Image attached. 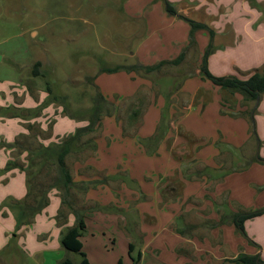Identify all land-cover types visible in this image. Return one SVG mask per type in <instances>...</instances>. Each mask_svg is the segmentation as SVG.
<instances>
[{
    "label": "crops",
    "instance_id": "0c3cea01",
    "mask_svg": "<svg viewBox=\"0 0 264 264\" xmlns=\"http://www.w3.org/2000/svg\"><path fill=\"white\" fill-rule=\"evenodd\" d=\"M168 1L174 5L177 15L166 10L163 0H131L127 3V17L143 20L137 25V30H143L144 33L130 52V58L133 62L131 65L138 72L136 76L144 81L135 89L124 91L126 93L123 96L132 101L137 89L143 86L142 91H150L145 100L151 101L143 111L142 123L134 136L129 135L128 129L104 122L106 127H103V132L93 139L95 151L91 156L95 158L74 164L73 181L81 183L83 188L92 181H105L111 197L118 195L127 202L130 193L137 192V189L143 192L146 199H150L133 207L139 216L143 211L148 223L159 221V228L153 236L149 235L153 229L150 224L137 228L133 224V230L137 229L140 234H144L143 245L139 248V262L153 259L161 264H201L193 259V250L198 253L216 247L218 249L213 250L217 252L215 256L222 261L226 260L227 264H236L233 260L240 253L258 254L264 261V214L245 222L247 237L237 231L234 223L221 221L225 210L236 213L264 207V93L257 104L244 101L242 107L243 96L228 91L227 97L238 102V110L232 111L239 115L233 117L230 100L223 105L222 96L226 95L222 93L227 90L213 85L201 72L205 49L211 40L208 69L213 75L246 79L257 70L264 71V34H256L264 30V0ZM180 15L207 24L214 31V36L211 38L207 30L199 29L191 42L190 23ZM244 30L247 34H243ZM181 55L180 63L165 64L155 69L161 71L168 66L180 67L181 71L187 69L189 73L180 80L164 81L161 78L156 82L144 73L155 71H146L145 66L171 61ZM156 85L158 90L154 88ZM178 93L185 97L188 95L189 102L182 107L171 102L175 97L180 98ZM7 98L0 96V107L15 103L14 96L12 103ZM22 98L21 105L25 109H32L36 105L27 93ZM141 101L143 103L144 100L139 103ZM136 105L129 118L142 112L144 104ZM176 108L179 114L173 119ZM253 108H256L254 113ZM249 114L255 120L256 133L253 137ZM7 118L13 121L11 126L8 125L6 131H0V142L4 143L0 144V264H29L31 257L41 255L43 259H48L50 251L60 250L63 246L62 233L76 224V218L72 213L69 222L58 224L57 214L62 198L55 188L50 189V203L44 209L39 211L37 206L29 202L26 172L29 151L20 145L23 148L22 154L17 155L15 152L21 148L16 144L19 136L28 134L25 123L29 121L21 117L3 116L0 125L7 124ZM86 124L87 121H76L73 117L59 115L52 135L70 136ZM216 126L219 130L213 132ZM218 138L220 141L215 146ZM110 153L116 156L111 157ZM9 164H12L11 169H7ZM89 167L90 170L105 171L106 177L102 178L100 174L88 176L83 170ZM123 190L127 193L117 194ZM84 197L87 201L83 200V204L89 208L87 212L92 207L93 211L105 214V218H112L122 225L129 219L128 216L114 213L113 209H110L112 213L109 214L101 212L96 204L99 202L97 199L89 194ZM195 200L205 201L212 206L216 217L208 221H213L211 227L217 230L211 235L214 239L222 237V242L212 245L209 237L197 239L196 235L185 233L181 216L195 206ZM219 201L221 204L217 206L215 202ZM34 214H37L36 217ZM85 224L87 228L86 220ZM189 227L185 226V229ZM106 230L105 226L101 227L105 234ZM187 244L193 246V249L182 248ZM223 246L228 247L227 256L221 250ZM219 253L223 254L218 257ZM65 258L57 255L56 261L58 263Z\"/></svg>",
    "mask_w": 264,
    "mask_h": 264
},
{
    "label": "rangeland",
    "instance_id": "374dc122",
    "mask_svg": "<svg viewBox=\"0 0 264 264\" xmlns=\"http://www.w3.org/2000/svg\"><path fill=\"white\" fill-rule=\"evenodd\" d=\"M128 2L131 0H0V96L8 97L9 102L12 101V96L15 97L14 104L0 107V119L3 116L28 119L29 122L25 123L28 134L19 136L16 144L18 147L22 145L24 148H28L29 151V164H27L26 172L30 176L31 197L38 195L39 189L50 191V189L55 188L59 192V196L65 198V204L58 200L61 204L57 214L59 225L69 222L72 213L75 218H77L76 212H82L83 216L86 215L84 218L87 222V228L81 236L82 250L92 264H119L120 261L122 264H135L139 248L143 245L144 234L143 232L140 234V231L133 230V228L140 225L145 227V224H150L153 227L149 232L150 236H153L159 228V221L153 220L148 223L147 216L143 211L139 216L133 209L136 205L150 199H146L139 189L137 192L130 193L128 202L123 197L120 199L118 195L111 197L109 189H106L107 182H98L97 180L87 183L85 190L81 183L73 181L75 185H71L68 189L69 193H65V188L60 184L54 185V182L59 181L58 177L61 175L56 154L46 151L47 154L44 157L39 155V151L45 150L48 145L57 148V144H62L70 138L71 135L65 137H53L52 135L53 126L59 115L73 117L76 121H87V126L99 92H102L106 101L109 102V107L105 104L103 109L108 107L111 110L103 113L101 119L95 124L96 130L80 138L73 145L72 151L64 158L66 169L70 175L72 177L75 175V163L95 158V156H91L95 151L93 139L101 135L106 123L128 129L129 135L134 136L135 131H138L137 127L143 120V111L148 108L151 99L149 102L145 100L150 95V91H142L143 86L137 89L132 101L123 96V93H126L124 91H131V88L135 89L140 82L144 81L143 78L136 76L138 72L135 70V66L131 65L133 62L130 58V52L137 46L144 33L143 30H137V25L143 20H139L138 17H127ZM257 8L259 10V5ZM207 31L209 32V30ZM243 34H247L246 30L243 31ZM256 34H264V30ZM210 44H212V40ZM38 62L41 65L37 67L39 74L36 75L35 65ZM114 67H119V69L113 72L102 71L105 68ZM181 70L180 67L168 66L162 68L161 71L155 70L150 74L144 73L156 82L161 78H164V81H174L175 79L180 80L187 75V72L189 73L187 69ZM139 72L142 73L143 71L140 70ZM151 79L147 80L152 81ZM212 84L215 85L213 82ZM48 87L51 88L52 93H49ZM154 88L158 90L157 85ZM222 90L224 89L222 88ZM25 93L36 102L32 109L27 110L21 105ZM227 93L228 90L226 93H222L226 95L222 96L223 105L230 100L231 116H238L239 113H233L234 110H238V102L234 98L229 99ZM17 95H22V97ZM178 95L180 98H173L172 104L175 103L182 107L184 103L189 102L188 95L186 97L181 93ZM140 100H144L143 103L142 101L139 103ZM244 101L243 98L242 107ZM251 102L253 103V101ZM136 103L144 104L142 112L129 118L134 107L138 106ZM178 114L179 111L176 108V113L172 118L174 119ZM246 115L247 113H245ZM134 116H137L135 120L133 119ZM7 119L9 120L7 124L0 125V131H6L5 128L8 125L11 126L13 121L11 118ZM221 126L224 127L225 124L222 123ZM9 130L13 133L12 128L9 127ZM218 130L219 127L216 126L213 132H218ZM122 134L124 133L122 132ZM219 141L218 138L214 145L217 146ZM0 143L4 144L3 142ZM100 145L103 146L104 144ZM22 149L21 147L15 151L17 155L22 154ZM110 156L114 157L116 154L110 153ZM18 163L20 162L18 161ZM90 169L89 167L83 172L91 177L93 174H100L102 178L106 177L105 171L98 172ZM79 177L82 175L79 174ZM122 192L127 193L126 190H123L117 194L122 195ZM86 194L99 201L96 203L99 211L109 214L112 213L110 209H113L116 214L128 216L129 219H127L126 224H118L112 218H105V214L93 211L92 207L90 212H87L89 208L83 204ZM48 201L49 204L50 200ZM222 201L223 199H221ZM29 202L33 204L34 200L30 198ZM221 202L215 203L218 206ZM194 203L195 206L181 216V219L184 220L182 226H184L185 233L194 234L197 239L209 237L212 245L222 242V237L214 239L215 237L213 236V238L211 235L217 230H213L211 227L213 221H208L216 217L212 212V206L207 205L202 200H195ZM37 214H34V217ZM223 214H231V212L225 210ZM103 226L107 228L106 234L101 231ZM185 226L190 227L186 230ZM143 231H145L144 228ZM147 238L146 236L145 239ZM131 243L135 246L132 253L133 257L129 253ZM182 248L192 250L193 246L187 244ZM217 249L218 247L209 248L211 251L198 253L193 250L195 256L193 259L200 261L201 264H227L226 260L222 261L215 256L217 252L213 250ZM221 250L227 256L228 247L223 246ZM222 254L219 253L218 257ZM57 255L70 258L74 264H80L82 259L79 253L68 251L61 246L60 250L50 251L48 259H43L41 255H34L35 257L29 258L28 262L29 264H57ZM137 264L161 263L149 259L145 263L138 262Z\"/></svg>",
    "mask_w": 264,
    "mask_h": 264
},
{
    "label": "trees",
    "instance_id": "16d2710c",
    "mask_svg": "<svg viewBox=\"0 0 264 264\" xmlns=\"http://www.w3.org/2000/svg\"><path fill=\"white\" fill-rule=\"evenodd\" d=\"M166 5V10L173 14L177 15L178 12L175 9L174 5L169 2L168 0H163ZM184 19H186L191 26V42H193L194 34L199 29H207L209 30L211 34V38L214 36V31L205 23L197 22L195 20H192L186 16L180 15ZM212 51V44L209 45L207 51L204 54L203 61H202V67L201 72L202 75L209 80H211L215 85L220 86L221 88L228 90L229 92L235 94V93H241L245 101H253L255 104H257L261 98V95L264 93V71L257 70L253 72L248 78L241 79L236 76H215L213 75L209 69H208V56ZM182 55L179 56L177 59L174 60H168V61H162L158 64L151 65V66H145L144 68L148 71H152L155 69H158L162 67L165 64H178L182 60ZM41 63L38 62L35 65V74H39L37 72V67L40 66ZM143 67V66H141ZM119 69V67L114 68H105L102 71H109L113 72L115 70ZM49 93H52V90L50 87H48ZM107 104L109 107V102L106 101V97L103 95L102 92H99V94L96 97V100L94 102V106L92 107L91 116L89 118V124L85 127L78 128L73 135L70 136L68 140H65L62 144H57V148L52 147H46L45 150L39 151V155L46 157V151L51 152L53 154H56L58 164L60 166L61 175L58 177V182H54V185H63L65 188V193H69L68 189L71 187V185H75L73 182V177L70 175L69 171L66 169V165L64 162V158L72 151L73 145L80 140L84 135H87L88 133L92 132L93 130H96L97 127H95V124L98 120L101 119L103 116V113L109 112L111 109H103L104 105ZM256 110V108H253V113ZM249 121L251 125H253L254 128V116L249 114ZM254 133L255 128H254ZM1 144V143H0ZM88 144V141H87ZM12 164H9L7 166V169H11ZM27 186H28V194L27 198L28 200L31 198L34 200V206H37V210L44 209L48 205V190L39 189L38 195L31 194L30 191V176L27 174ZM51 188V187H50ZM49 189V188H48ZM85 190V188H84ZM62 203L65 204V198H62ZM261 214H264V207L258 208V209H250V210H240L236 213L231 214H224L222 216V223L226 222H232L235 224L236 229L238 232L243 234L247 237V233L245 230V222L251 218H254L256 216H259ZM76 224L72 227H68L65 229V231L62 233L61 236V244L65 249L68 251L77 252L82 256L80 264H91L87 255L85 252H83V244L81 241V236L83 232L85 231L86 224L84 220V216L81 213L76 212ZM221 224V223H220ZM134 244H130V255L132 256V253L134 251ZM133 257V256H132ZM140 252L137 256L135 264H137L140 260ZM236 264H264V261L260 257V255H250L246 253H240L237 258L233 260ZM57 264H74L73 261L70 258H65L61 261H59ZM119 264H122L120 261Z\"/></svg>",
    "mask_w": 264,
    "mask_h": 264
},
{
    "label": "water",
    "instance_id": "95a60500",
    "mask_svg": "<svg viewBox=\"0 0 264 264\" xmlns=\"http://www.w3.org/2000/svg\"><path fill=\"white\" fill-rule=\"evenodd\" d=\"M0 59H1V56H0Z\"/></svg>",
    "mask_w": 264,
    "mask_h": 264
}]
</instances>
